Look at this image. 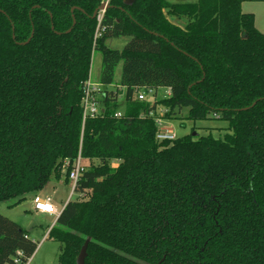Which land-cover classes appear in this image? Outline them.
Wrapping results in <instances>:
<instances>
[{
    "label": "trees",
    "instance_id": "obj_1",
    "mask_svg": "<svg viewBox=\"0 0 264 264\" xmlns=\"http://www.w3.org/2000/svg\"><path fill=\"white\" fill-rule=\"evenodd\" d=\"M243 1L109 0L96 39L104 0H0V202L85 163L82 198L48 235L58 264H76L88 238L85 264H264V33ZM96 51L105 85L124 60L125 98L106 89L103 115L83 121ZM145 84L171 94L134 99ZM160 105L232 133L159 142ZM0 230V264L33 256L27 231L2 215Z\"/></svg>",
    "mask_w": 264,
    "mask_h": 264
},
{
    "label": "rangeland",
    "instance_id": "obj_2",
    "mask_svg": "<svg viewBox=\"0 0 264 264\" xmlns=\"http://www.w3.org/2000/svg\"><path fill=\"white\" fill-rule=\"evenodd\" d=\"M244 9V12L254 14L256 27L264 33V0H250L244 4ZM180 23L178 24L181 25ZM126 43L127 38L125 37L111 38L107 40V45L111 48L122 49ZM123 64L124 60L121 59L116 66L113 81L108 83L110 85L106 86L109 90H114L117 86H121V101L124 97V87L126 86V84L121 82ZM102 68L103 56L100 51H96L93 56L92 64L93 75L95 78H100ZM146 86L153 88L156 93L154 98H152V96L148 97L150 101L156 100L159 97H165L171 88V86L151 87L146 84L135 85L134 87L140 89ZM122 105L123 104H121V107ZM166 111V107L160 105L158 107V116L164 118V127L171 128L177 137L191 135L195 138L211 136L213 138L224 139L227 134L232 133V130L229 128V122L224 119L209 117L206 119L193 120L188 117V108H184L177 118L168 119ZM66 174L67 171L62 169L59 178L53 175L38 194L51 196L54 203H58L59 207L62 202L65 203L66 201H71L73 204L77 198H82L77 192H74L73 182L70 179H67ZM33 198L32 193L28 194L26 198L20 202H18L17 198L0 202V215H2L7 221H11L27 231L29 233V238L37 243V248L29 264H58L59 256L61 254V243L49 236L45 238V234L48 233L50 226L57 221L56 219L58 215L36 211L34 209ZM7 264H9V262Z\"/></svg>",
    "mask_w": 264,
    "mask_h": 264
},
{
    "label": "built area",
    "instance_id": "obj_3",
    "mask_svg": "<svg viewBox=\"0 0 264 264\" xmlns=\"http://www.w3.org/2000/svg\"><path fill=\"white\" fill-rule=\"evenodd\" d=\"M104 2L108 3L109 0H105ZM105 9L100 10L97 14V20H98V27L97 31L95 34V38L98 39L103 36L104 32L106 31L107 27L102 24L104 15H105ZM110 85V84H109ZM106 86L108 85H103L102 83L96 82L93 80L92 75L90 78L84 83V89H83V97H82V108H83V121H85L88 118H93L97 116L103 115L105 112V106L103 103L104 99V91L107 89ZM116 89H119L120 92L122 91L121 86H117ZM114 89V90H116ZM125 92H126V87H124ZM125 92H124V97L122 98V101L120 100L121 95L118 97V101L124 102L125 98ZM171 94V88L169 89L168 93L166 96ZM149 96H152L154 98L156 96L155 90L150 87H143V88H135L134 90V99L139 100V101H146V102H154L155 100L150 101L148 99ZM124 109L119 108L115 116L117 118H122L124 116ZM145 114H142L144 116ZM150 116H155L154 113H150ZM156 124L158 126V131L156 134V139L159 142L163 141H171L177 138L176 134L172 131L171 128H166L164 127L163 120L164 118L162 117H156ZM73 169L70 172L69 179L73 182V190L75 188V185L77 181L80 178V175L82 174L84 170L85 163L83 162L82 157L79 155V157L75 160L73 164ZM33 203H34V209L36 211L46 213V214H54L59 215L61 214L62 210L59 211L57 207L54 204V201L51 196L45 195H35L33 198ZM68 203V202H67ZM66 203V204H67ZM65 207V206H64ZM57 220V219H56ZM56 223V222H55ZM52 228V227H51ZM50 228V229H51ZM50 229L48 230V233L45 234V238L48 237ZM24 254L21 250H17L16 254L13 256L12 260L9 262V264H29L31 261V258H23Z\"/></svg>",
    "mask_w": 264,
    "mask_h": 264
},
{
    "label": "water",
    "instance_id": "obj_4",
    "mask_svg": "<svg viewBox=\"0 0 264 264\" xmlns=\"http://www.w3.org/2000/svg\"><path fill=\"white\" fill-rule=\"evenodd\" d=\"M108 6H109L108 3L102 2V4L100 5V7L96 10L94 16L96 17L97 14H98V12L100 10H103V9L106 10L108 8ZM89 241H90V238H88L86 240V242L83 244V246H82V248L80 250V253H79V255H78L77 259H76V264H85V259H86L87 254H88V251L87 250H88Z\"/></svg>",
    "mask_w": 264,
    "mask_h": 264
},
{
    "label": "crops",
    "instance_id": "obj_5",
    "mask_svg": "<svg viewBox=\"0 0 264 264\" xmlns=\"http://www.w3.org/2000/svg\"><path fill=\"white\" fill-rule=\"evenodd\" d=\"M248 1H250V0H244V1H243V3H242V7H243V9H242V10H245V9H244V4L247 3ZM243 12H244V11H243ZM92 74H93V69H92ZM92 78H93L94 81L99 82V83H102V82L99 80V77L95 78L94 75H92ZM102 84H103V83H102ZM103 85H105V84H103ZM108 85H109V84H108ZM39 195H40V194H39ZM42 196H45V195H42ZM48 196H49V195H48ZM52 199H53V198H52ZM68 200H69V199H68ZM67 202H68V201H66L65 203L62 202V204L60 205V207H59L58 203H54V204H55V206L57 207V209H58L59 211H61V210L64 208V206L66 205ZM53 225H54V224H53ZM53 225H51L50 228H51ZM50 228H49V229H50Z\"/></svg>",
    "mask_w": 264,
    "mask_h": 264
}]
</instances>
